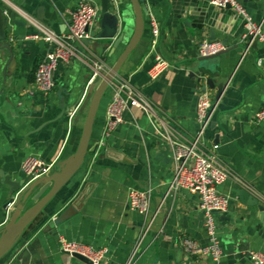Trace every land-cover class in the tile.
<instances>
[{"label":"crops","instance_id":"0c3cea01","mask_svg":"<svg viewBox=\"0 0 264 264\" xmlns=\"http://www.w3.org/2000/svg\"><path fill=\"white\" fill-rule=\"evenodd\" d=\"M79 1L0 0L12 49L0 44V236L19 204L12 184L24 179L30 184L50 174L76 151L91 96L101 79L88 86L96 64L103 61L108 70L134 32L131 3L120 0L125 39L116 51L99 47L98 54L86 58L83 54L89 48L77 42L70 62L61 61L55 70L54 90L40 91L34 83L35 71L49 46L32 37L38 32L37 24L58 33L65 31L68 10ZM93 1L101 6L100 0ZM144 1L149 10L144 33L118 76L129 78L151 102L153 111L130 107L124 122L103 140L114 92L110 85L98 109L83 166L0 264H88L63 252L62 238L104 250L101 264H251L250 252L264 250V218L257 206L245 205L239 198L245 188L264 204V120L255 122V113L264 105V43L258 41L246 53L244 20L233 7L219 8L209 0ZM242 5L255 22L262 23L264 31V0H243ZM152 17L160 28L155 48ZM204 38L225 45L207 60L218 76L200 68L198 44ZM157 52L172 66L152 78L150 68ZM259 58H263L262 65ZM208 77L226 86L219 99L216 90L209 89L215 108L204 146L210 150L218 144L216 153L231 172L219 186L230 202L225 213L216 215L218 259L210 253L186 250V240L201 248L213 245V240L204 225L199 196L187 189L168 190L175 162L171 143L164 136L170 131L188 141L198 132L197 97ZM109 148L125 152L134 162L114 160L107 156ZM160 152L169 159L160 157ZM30 156L55 162L52 171L29 182L22 162ZM133 188L151 190L147 214L131 209L129 191ZM84 191L87 198L78 201Z\"/></svg>","mask_w":264,"mask_h":264},{"label":"built area","instance_id":"2783aa9c","mask_svg":"<svg viewBox=\"0 0 264 264\" xmlns=\"http://www.w3.org/2000/svg\"><path fill=\"white\" fill-rule=\"evenodd\" d=\"M219 8L231 5L236 13L244 20L246 34V53L253 48L255 41L264 43V31L262 23L255 22L248 14L244 6L237 0H209ZM69 22L67 29L61 33L56 32L44 24H37L38 32L32 37L43 40L49 46L46 55L38 63L35 71V85L45 93L54 90L56 80L55 70L61 61L70 62L74 55V47L77 42L90 38L91 33L100 24L101 6L93 0H80L76 6L68 10ZM7 14V11H5ZM153 47L157 45L160 28L158 22L152 17ZM225 49L220 40L204 38L198 44V56L200 58L212 57ZM1 56V51H0ZM263 58H259L258 64L262 65ZM172 66L170 60L161 52H157L150 68V76L157 78ZM107 69L104 62L96 64L94 73L91 75L88 86L100 78ZM114 92L106 112V124L103 132V140L124 122L125 112L130 107H137L147 112L153 111L151 102L143 96L141 90L129 78L117 77L111 83ZM80 105H78L79 107ZM197 122L199 130L188 141L179 140L172 132L167 131L164 136L168 138L172 146V156L175 162V172L169 182L168 190L187 189L199 196V206L204 214V225L212 236L213 245L201 248L192 240H186L185 247L190 253H210L215 259L221 255L217 247L216 235L218 231L217 214L228 210L230 199L220 192L219 186L225 183L231 175L230 170L221 162L216 150L218 144H213L210 150L204 146V134L207 130L215 101L209 89H201L197 97ZM77 107V108H78ZM77 108L71 112V118L77 112ZM264 120V105L255 113V122ZM101 140V142H103ZM55 162L46 163L41 158L30 156L22 162V171L30 181L50 173ZM235 179L240 180L238 176ZM15 201L8 204V209L13 208ZM151 190L133 188L129 191V205L131 209L140 214H147L150 210ZM219 212H215V211ZM143 232L140 242L143 240ZM139 244L136 245L139 247ZM60 248L63 252L73 255L79 253L92 261V264H101L104 250L82 242L61 239ZM251 264H264V250L250 252Z\"/></svg>","mask_w":264,"mask_h":264},{"label":"water","instance_id":"95a60500","mask_svg":"<svg viewBox=\"0 0 264 264\" xmlns=\"http://www.w3.org/2000/svg\"><path fill=\"white\" fill-rule=\"evenodd\" d=\"M135 15V26L132 36L126 43L125 48L122 50L116 61L105 72L94 90L89 108L87 111L86 119L82 129V134L79 140L76 151L64 159L60 166L52 171L50 174L43 176L34 182L27 184L24 179L21 182L12 184V189L16 193L13 197L16 199L17 208L10 217L9 221L5 225L0 236V260L6 256L11 249L18 243L26 229L38 219L46 209V206L50 201L60 192V190L71 180V178L79 171L83 166L86 156L89 152V146L92 139L93 127L97 116L98 109L105 92L110 87L111 83L119 74L120 70L126 63L131 52L139 44L142 35L145 30V16L149 13L147 5L144 0H129ZM239 3H243V0H237ZM101 15H100V27L98 30L91 33L90 38H85L82 42L89 48L84 52V57L92 58L93 54H98V48H111V53H114L116 49L125 39V27H123L124 17L120 6V0H100ZM231 7V5H227ZM39 19H43L39 16ZM15 24H20L19 21L14 20ZM23 22H21L22 24ZM213 30H211L212 32ZM9 30L6 26V19L3 9L0 7V44L2 47H6L10 50L11 45L8 42ZM214 38V36L212 37ZM258 45V41H255L253 47ZM218 55V54H217ZM215 55V56H217ZM212 56V57H215ZM212 57L200 58V68L208 69L217 76L210 65H208V59ZM202 77V76H201ZM226 84L224 82L215 84L213 77L206 78V84L203 87L205 89H215L217 94L216 98L219 99L222 95ZM84 91L81 93L77 102L74 104L75 109L81 99L83 98ZM126 113V112H125ZM107 156H110L116 161L121 162H134L127 154L121 150L107 149ZM159 156L165 158L167 161L169 157L165 156L161 152ZM87 198V192L84 191L79 197L80 201ZM239 198L241 202L248 206H257L261 212L260 216L262 220L264 218V204L261 203L259 198L251 194L245 188H242L239 192ZM219 212V211H215ZM224 219V216H221ZM56 220L51 221L50 225L53 227L56 224ZM73 256L80 260L92 264V261L79 254L74 253Z\"/></svg>","mask_w":264,"mask_h":264}]
</instances>
